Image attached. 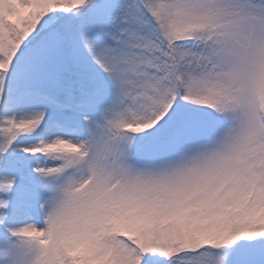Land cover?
I'll use <instances>...</instances> for the list:
<instances>
[{
    "label": "snow or ice",
    "instance_id": "obj_1",
    "mask_svg": "<svg viewBox=\"0 0 264 264\" xmlns=\"http://www.w3.org/2000/svg\"><path fill=\"white\" fill-rule=\"evenodd\" d=\"M0 264H264V0H0Z\"/></svg>",
    "mask_w": 264,
    "mask_h": 264
}]
</instances>
